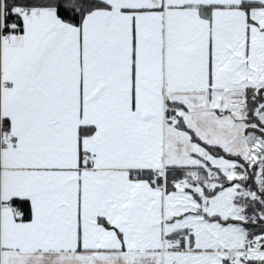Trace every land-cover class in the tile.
Instances as JSON below:
<instances>
[{
	"label": "snow or ice",
	"instance_id": "1",
	"mask_svg": "<svg viewBox=\"0 0 264 264\" xmlns=\"http://www.w3.org/2000/svg\"><path fill=\"white\" fill-rule=\"evenodd\" d=\"M0 264H264V0H0Z\"/></svg>",
	"mask_w": 264,
	"mask_h": 264
}]
</instances>
